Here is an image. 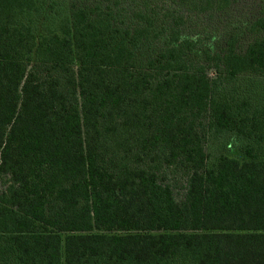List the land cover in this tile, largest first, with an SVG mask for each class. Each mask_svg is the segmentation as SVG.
Listing matches in <instances>:
<instances>
[{
    "label": "trees",
    "instance_id": "trees-1",
    "mask_svg": "<svg viewBox=\"0 0 264 264\" xmlns=\"http://www.w3.org/2000/svg\"><path fill=\"white\" fill-rule=\"evenodd\" d=\"M114 16L0 0V264H264V6L199 64L195 39ZM243 75L253 105L217 91ZM210 133L243 158L209 165Z\"/></svg>",
    "mask_w": 264,
    "mask_h": 264
},
{
    "label": "rangeland",
    "instance_id": "rangeland-1",
    "mask_svg": "<svg viewBox=\"0 0 264 264\" xmlns=\"http://www.w3.org/2000/svg\"><path fill=\"white\" fill-rule=\"evenodd\" d=\"M65 3L68 8L102 5L110 7L117 21L131 26L140 21V16H149L154 27L160 26L170 30L177 29L182 37L197 41L193 64L203 61L201 51L208 49L216 53L222 51L228 40L237 39V49L242 50L255 38L249 31V25L259 17L264 0H228L224 8L205 6L197 1L186 0H56ZM117 4V5H116ZM166 30V31H168ZM164 35L155 40L156 48L164 45ZM195 58V59H194ZM208 77L213 80L216 75L210 68L206 69ZM262 79L256 76H239L233 82H220L217 91L226 96L246 97L252 103L258 101L262 92ZM248 142L236 134H208L206 152L211 156L209 165L220 155L225 154L239 159L243 158V148ZM253 145V144H252ZM264 148V144L262 146Z\"/></svg>",
    "mask_w": 264,
    "mask_h": 264
}]
</instances>
